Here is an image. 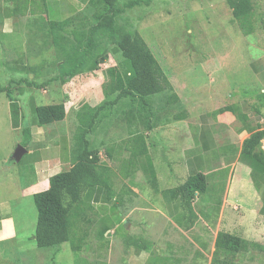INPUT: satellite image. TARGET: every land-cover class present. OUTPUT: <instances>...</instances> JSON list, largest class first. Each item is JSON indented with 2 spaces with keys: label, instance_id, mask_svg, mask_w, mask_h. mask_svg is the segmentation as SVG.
<instances>
[{
  "label": "crops",
  "instance_id": "obj_1",
  "mask_svg": "<svg viewBox=\"0 0 264 264\" xmlns=\"http://www.w3.org/2000/svg\"><path fill=\"white\" fill-rule=\"evenodd\" d=\"M19 4L0 0L2 33L18 31L21 18L63 22L86 3L57 21L48 19L46 9L38 16L20 15L15 11ZM255 46L261 53L249 62L255 89L250 96L229 95L234 99L229 103L181 102L177 94L172 114L156 109L154 116L121 117L113 111L93 124L88 139L100 156L105 187L82 193L70 211V239L56 246H36L37 214L26 202L46 191L52 176L74 166L77 126L93 120L105 99L103 82H96L94 96L77 93L46 104H63L65 119L42 126L33 111L34 106H45L38 105L41 102H33L29 126L18 102H7L25 153L16 163L14 179L0 184L11 192L0 197V264H210L219 232L264 247V165L242 148L252 133L264 131V108L255 107L256 96L264 92V47L257 42ZM11 64L27 72L24 59ZM168 81L177 92L179 85ZM66 82L68 86L74 79ZM175 107L184 111L181 119L174 118ZM224 107L234 112L216 114ZM197 174L205 176L206 190L196 192L187 209L177 188Z\"/></svg>",
  "mask_w": 264,
  "mask_h": 264
},
{
  "label": "rangeland",
  "instance_id": "obj_2",
  "mask_svg": "<svg viewBox=\"0 0 264 264\" xmlns=\"http://www.w3.org/2000/svg\"><path fill=\"white\" fill-rule=\"evenodd\" d=\"M60 1L62 4L58 0H45L42 9H46L49 20L67 19L86 3L71 17L76 29L94 23L92 13L102 8L90 5L89 0ZM132 1L138 2V5L125 8ZM225 1L116 0L114 8L122 9V12L116 13V25L124 32L140 34L168 79L174 80L175 86L179 85L180 89L175 94L180 95L181 102L190 98L229 103L234 100L229 95L250 96L255 91L249 62L261 53L255 46L256 42L264 47V0H252L255 31L248 36L240 33ZM61 5L63 11H60ZM40 9L39 4L33 6L35 16L41 14ZM19 25L20 29L12 35L2 33L0 28V86H6L11 80L26 79L41 84L42 88L21 83L12 85L9 96L0 94V184L5 179H14L18 164L11 160V156L18 146H25L20 132H15L12 127L7 102H18L24 123L29 126L34 117L33 102H41L38 105L57 103L75 97L77 93L94 96L97 83L105 84L119 72L117 64L120 57L110 55L103 62H89L73 77L59 81L57 64L62 58L52 36L62 35L60 44L63 45L67 42L65 39L74 40L72 34L65 35L57 30L50 34L49 23L43 16L21 18ZM91 56L98 60L102 55L98 56L93 50ZM18 57L24 59L26 73L12 66V60ZM28 72L32 75L28 76ZM72 79L73 84L66 86L65 81L72 82ZM165 96H153V109L160 110L164 106ZM130 106L128 101H120L114 112L121 117L129 112L136 114V105ZM181 110L175 107V114ZM160 112L172 114L173 109ZM10 195L8 186L0 187V197ZM26 204L32 206L37 214L32 198H28ZM249 255H252L251 259L245 258L242 264H264L263 252L251 250Z\"/></svg>",
  "mask_w": 264,
  "mask_h": 264
},
{
  "label": "trees",
  "instance_id": "obj_3",
  "mask_svg": "<svg viewBox=\"0 0 264 264\" xmlns=\"http://www.w3.org/2000/svg\"><path fill=\"white\" fill-rule=\"evenodd\" d=\"M226 5L231 10L233 21L244 36L254 33V13L252 0H226ZM15 11L20 15H34L33 10H28V5L33 7L39 4L42 10L43 4L38 0H19ZM90 5L102 6L96 9L91 18L94 23L81 26L76 29L72 19L63 22H48V31L52 34L55 30L61 33L72 34L74 40L63 45L60 39L63 36H52L53 44L57 51L60 49L62 61L59 63L58 79L73 77L78 71L91 61L103 62L109 58L120 57L117 68L118 74L103 84L102 91L105 99L99 104L94 118L89 125L79 124L76 129L75 164L66 172L58 173L49 179V188L46 191L33 195L37 217L35 225V244L38 248L56 246L70 239V211L81 201L82 193L92 187H105L101 179L103 166L100 163L98 151L93 149L88 135L93 124L100 118H105L113 113L120 101H128L131 106L136 105V114L130 116L145 115L154 116L158 111L153 109L152 99L155 95H165L164 106L159 111L171 109L173 104H178L179 98L173 91L167 76L159 62L147 46L138 32H124L116 25V13L122 9H115L116 0H89ZM138 2L132 1L125 8H132ZM43 11V10H42ZM42 11H40L42 13ZM90 28V30H88ZM88 31V32H87ZM94 36L97 43L94 42ZM93 50L100 56L98 60L91 56ZM107 53V54H106ZM118 57V58H119ZM25 83L28 87L42 88L41 84L34 81L20 79L11 80L6 86H0V94L10 95L12 85ZM169 92V93H166ZM255 107L264 108V92L255 98ZM130 106V107H131ZM257 110L256 108H254ZM33 111L39 126L59 122L65 119L63 104L34 106ZM155 111V112H154ZM225 111H233L231 107H224L216 111V114ZM234 112V111H233ZM102 114V115H100ZM184 112L174 115L175 119H181ZM243 119L246 117L242 115ZM131 135V134H128ZM264 131L252 133L243 143V152L251 154L264 165V152L261 150V140ZM129 144V142H127ZM108 157H110L108 155ZM206 190V178L202 174L188 177L177 188V193L184 201V206L190 208L189 200L198 192ZM251 250L264 253V247L248 242L227 233L219 232L214 243L210 264H242L245 258L251 259Z\"/></svg>",
  "mask_w": 264,
  "mask_h": 264
},
{
  "label": "water",
  "instance_id": "obj_4",
  "mask_svg": "<svg viewBox=\"0 0 264 264\" xmlns=\"http://www.w3.org/2000/svg\"><path fill=\"white\" fill-rule=\"evenodd\" d=\"M94 42L97 43V39L94 36ZM23 153H25V149L22 146H18L14 153L11 156V160L15 163L19 162L20 158L22 157Z\"/></svg>",
  "mask_w": 264,
  "mask_h": 264
}]
</instances>
